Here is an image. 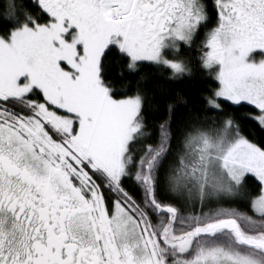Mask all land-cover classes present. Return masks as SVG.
I'll return each mask as SVG.
<instances>
[{
  "label": "snow or ice",
  "instance_id": "obj_1",
  "mask_svg": "<svg viewBox=\"0 0 264 264\" xmlns=\"http://www.w3.org/2000/svg\"><path fill=\"white\" fill-rule=\"evenodd\" d=\"M0 264H264V0H0Z\"/></svg>",
  "mask_w": 264,
  "mask_h": 264
}]
</instances>
